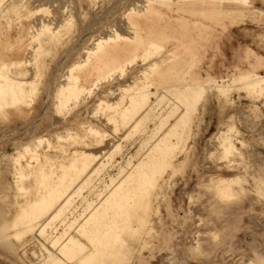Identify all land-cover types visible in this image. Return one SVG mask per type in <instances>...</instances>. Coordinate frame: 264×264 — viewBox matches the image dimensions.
Returning <instances> with one entry per match:
<instances>
[{
    "label": "rangeland",
    "instance_id": "rangeland-1",
    "mask_svg": "<svg viewBox=\"0 0 264 264\" xmlns=\"http://www.w3.org/2000/svg\"><path fill=\"white\" fill-rule=\"evenodd\" d=\"M8 1L4 0L0 4V63H4L5 69L10 72H15L18 68L27 70V73L31 70L28 74L33 78L32 81L35 80L36 89L32 91L33 94L30 93L33 95L30 97V109L24 110L29 112L13 116L0 112V212L3 211L5 216H12L19 208L16 209L18 203L26 204L32 200V177L21 180L17 173L18 163H13L10 158L24 142L32 143L43 135L51 140L49 145L43 141L38 150L47 152L44 164L54 162L56 165L62 153L64 155L61 159H68L69 148L78 147L87 152H94L105 146L110 138H114L115 142L119 143V151L113 153L112 161L80 189L82 192L79 190L73 196L76 200L73 202L72 199L71 206H78L76 212L79 214L84 211L83 216H78L77 222H63L62 225V220L55 221L56 234L68 231L66 234L75 235L77 240L88 247H85L87 250L82 249L85 251L77 255L69 253L65 256L58 251L61 240L58 244L45 243L55 256L61 258V264H72L73 260L85 254L90 250L91 244L86 243L85 238L76 232L79 222L90 212L93 205L108 197V192L129 169L130 166L126 164L128 159L131 164L137 163L149 150V146L156 143L162 133H166L165 130L172 133V130L177 128L175 125L170 129L167 125L164 127L162 120L159 122L160 131L156 133L154 129L158 119L148 117V121L144 119V123L138 124L140 127H137V130L124 128L114 133L111 127L113 125L107 122L104 112L97 109L94 113L96 100H117L121 94L119 88L136 80L147 82V90H152L158 86L157 81L165 68L184 64V58L199 53L202 55L200 60L191 61L190 65L185 63L188 73L180 81L174 82H178L175 85H178L180 90L174 88L173 91H166V87L158 88V94L163 93L164 97L156 112L164 116L168 123H173L175 117L167 116L166 111L171 105L178 104L177 97L181 96L182 86L196 81L205 87L203 95H191L182 103L187 105V108L177 113L183 126H178L182 140L171 158V163H176V167H167L162 176L148 180L146 190L141 195H136L137 206H123L120 211H107L109 214L132 213V221L117 226L113 223L110 227H105L106 229L96 225L88 227L87 231H100L96 239H93L94 242L104 235L109 237L108 234L112 233L111 236H115L114 250L112 249L113 253L109 257L95 253L80 264H264V184H261L264 179V90H251L242 85L244 80L264 75V0H248L247 5L237 6L224 3L218 5L221 11L216 12L211 10L215 3L202 0H168L163 3L165 5L157 0ZM41 6L46 8V11H39ZM150 6L171 10L173 14H184L204 24L198 27L200 29L196 36L199 37V50L175 46L158 37L152 38L149 46L150 41L144 38V31L139 29L137 21L149 18L147 9ZM41 19L47 23L54 22H43L52 29L49 26V30L38 28L36 23H42ZM15 29L18 32L12 34ZM112 29L121 32L127 39L110 42L98 55L111 49L113 44L117 47L124 42L131 44L133 50L120 59L113 60L105 68L93 70L92 75L85 80L81 79L80 83L89 86L96 75L112 69L128 57L132 58L127 65L123 62V73H120L119 69L112 71L105 79L97 82L91 95L81 93L80 103L74 105L70 102L71 105L67 104L63 109L54 108L55 89L61 83L62 77V82L66 81L63 73L70 63L81 61L86 45L92 47L95 38L106 36ZM5 33L12 34V44L9 46H4L2 34ZM139 39L143 40L141 44H138ZM155 45L157 48L153 50ZM147 49H150L151 53L146 56L144 51ZM96 60L97 57L90 65ZM90 65L86 68L91 67ZM152 66H156V69L152 70ZM217 86H223L226 91L222 93ZM195 97H200V100L194 106ZM153 98L155 97L150 96V99L154 100ZM166 103L169 106H165ZM9 110L11 111L10 108L7 109ZM79 124L92 125L105 135L99 138L97 143L94 140L98 139L82 130ZM69 127L73 128L71 131L85 135L84 141L73 143V146L70 144L72 137L59 141L55 139L56 133L63 134L66 132L64 128ZM125 129L128 130L126 137L123 136ZM221 129H233V142L238 147L235 154L222 153L219 145ZM130 134L133 135L129 136ZM143 134L148 136V140ZM139 136L141 138H138ZM143 138L147 141H142ZM19 159L23 164L26 158ZM92 161L94 160L89 164ZM96 161L98 159L92 162L87 170L95 165ZM33 163L30 160V164ZM119 167H122L124 172L117 174ZM156 167L154 165L152 175L157 173ZM45 170L48 171V167ZM144 170L142 169V175H145ZM55 171L57 168L53 169V172ZM219 177L231 179L230 196H220L216 193L213 182ZM18 185L29 188L26 196L23 191L18 190ZM90 189H99L98 194H90ZM83 196L91 202L94 201L88 210L82 211L85 207L84 204L81 205ZM98 196L99 199H96ZM145 199L148 200L146 209L140 206V202ZM99 213L104 214L105 211ZM37 228L38 226L28 231L30 233L27 232L22 240L12 236L10 229L7 236L14 245L9 248L0 242V264H12L14 261V264H39L37 258H40V251L37 245H34L43 240L39 237ZM103 231L107 232L102 235ZM32 251L36 253L32 254ZM69 256L71 258H68Z\"/></svg>",
    "mask_w": 264,
    "mask_h": 264
},
{
    "label": "bare ground",
    "instance_id": "bare-ground-1",
    "mask_svg": "<svg viewBox=\"0 0 264 264\" xmlns=\"http://www.w3.org/2000/svg\"><path fill=\"white\" fill-rule=\"evenodd\" d=\"M9 1H13V0H9ZM130 1H132V0H130ZM157 1L161 2L162 5H165L163 3L168 2V0H157ZM202 1H209V2L215 3V5L211 8V10L214 12H216L217 10H220V9H218V5H222L224 3L233 4L236 6L237 5H247V3H248V0H202ZM2 2H4V0H0V4ZM138 2H140V1H138ZM127 6H128V4H127ZM135 6H136V4H135ZM153 6H155V5L153 4ZM2 8H4V7H2ZM129 8H131V6ZM45 9L46 8L41 6V8H39L38 10L44 11ZM168 9H170V8H168ZM0 10H2V9H0ZM136 10H137V8H136ZM232 10H235V9H232ZM17 11H18V9H17ZM27 11H29V10H27ZM147 11H148V17L149 18H147L143 21H137V25L139 26V29L141 31H144V34L142 33L144 38L146 37L149 39L148 40V41H150V42H148V43H150L149 46L151 45V39L154 37H158L161 40L165 39L166 41H168L169 43H171L172 45H175V46H179V47L184 46V47L190 48L191 50H199L198 49L199 37H196V36H198L197 35L198 29H200L198 27H200L204 24H201L198 19L190 18V16H187L184 14H179V13L173 14V13H171V12H173L171 10L170 11L169 10H163V9L151 7V6L148 7ZM38 19H36V21ZM5 21H6V19H5ZM40 21L42 23H40L38 21L36 23L37 27L38 28L44 27V29L46 28V30H49V27H50V25L46 26V24H49V23L53 24L54 23V22L47 23V22L43 21L42 19ZM43 22H45L46 24H44ZM38 23L40 24V26H38L39 25ZM67 23H68V21H67ZM37 27L35 26L36 30H37ZM110 27H108V28H110ZM204 28H206V27H204ZM204 28H202V29H204ZM17 29H15L12 32V34L18 32ZM35 29H33V30H35ZM168 31H170V32L168 33ZM29 32H31V31H29ZM12 34L11 33L2 34V37L4 39V43H5L4 46H9L12 44V38H11ZM28 34H30V33H28ZM29 39H31V38H29ZM125 39H127V38L124 34H122L121 32H119L115 29H112V32L107 33L106 36L102 35V37H101V35H100V37L95 38L92 47L89 48L88 45H86L87 48L84 51L85 54H83L84 58L82 57L83 58L82 60L79 58L81 61H74V62L70 63L68 68L65 70L66 72L63 73V76L65 77L66 81L64 80V82H62V79H64L62 77V79H60L61 83H59L57 88L55 89L56 92L54 94V102H53L54 108L63 109L64 107L68 106L67 104H69V106H70L71 103L72 104L74 103V105H76L77 103H80L79 99H80L81 93L85 92V94L91 95V92L94 91L93 88L95 87L97 82L98 81L100 82L101 79H105L107 76L110 75V73L112 71L119 69L120 73H123V71H124V69L122 68L123 62H124V64L126 63V65H127V62H130L132 58H129V57L126 58L125 61H123V62L121 61L122 64L121 63L117 64L114 67H112V69H109V70L104 69L105 70L104 72L96 75L93 78V80L91 81L89 86L85 85L82 82L80 83L81 79L85 80V79L89 78L92 75L93 70H96L97 68H101V69L105 68L111 62H113V60L120 59L126 53L132 51L133 50L132 45L124 42L123 44L120 43L121 45L119 44V46H117V47H116V44H113L112 46L110 45L111 49H109L108 51L103 52L100 55H98L102 49H104L105 47L108 46V44H110V42L122 41ZM142 42H143L142 39L138 40V44H141ZM30 45H31V43H30ZM156 48L157 47L155 45V48L153 47V50ZM144 52H146V56H147L148 54L151 53V50L147 49V51H144ZM95 57H97V60L91 66L90 63L92 61H94ZM201 57H202L201 54L196 53V54H193L192 57L184 58L183 59L184 64H179L177 67L170 66L168 68H165L163 73L159 76V80L157 81L158 86L152 90H149V91L147 90V87H148L147 82H143V81L136 82L137 81L136 80L135 82H133L131 84L129 83L126 85H122L119 88V90L121 91V94H120V98L117 100H114V101H112L113 99L111 101L109 99L108 100H106V99L96 100V98H95V100H96V102H95L96 111L94 113L97 112V109H99L100 112H104V115L106 117L107 122H111L113 125L111 127H112V131L114 133H116L118 130L121 131V129L124 130V128H126V129L131 128V129L137 130L140 127V126H138V124L143 122L144 119H146L148 121V119H147L148 117L153 119V120L158 119L156 129H154L156 133L157 132L159 133V131H160L159 125L161 123L159 124V122L162 120L164 121V124H163L164 127L167 125V127L170 129L172 126L175 125L177 128H175V130H172V133H169L165 130L166 133H162L160 135V137L157 139V142L155 140L156 143H154L152 146H149V148H148L149 150L145 153L144 156L142 155L143 157H141V159L139 158L140 160H138L137 163L131 164L130 159H128L126 164H128V166H130L129 169H127L126 172L123 174V176H121L119 178L120 180H122V182L118 179V183L111 189V191L108 192V197H104L101 201H99L97 204H95L93 206H92V202L94 200H92V202H91L90 200H88V198L86 196L82 197V200H81L82 204L81 205L84 204V206H85L84 209L82 208V211L85 209L88 210L89 209L88 207H91V206H92V208H91L90 212L84 216L83 220H81V222H79L78 228L76 229V232L85 238L86 243L88 242L91 245H90V250H88L85 254H83L81 256L78 255L79 257H77L75 260H73L72 264H80L81 262L83 263L89 257L94 256L95 253H97V254L102 253L103 255H106L109 257L110 254L113 253L112 249L114 248V243H115L114 237L115 236H111L112 233H110V231L107 230V231H109L108 233H110V234H108L109 237H107L104 235L107 231H103L102 232V235H104L103 238L101 237L102 239L99 238L97 240V242H94L93 239L94 238L96 239V237L98 236V232H100V231H98V232L93 231V230L87 231L88 227L91 228L92 225L93 226L96 225L97 227L99 226V227L105 228V227H110V224H113V223H114V225L117 226V225H120V224L122 225L124 223L126 224V223L132 221V216L134 217V214H132V213L109 214V213H107V211L109 209H111L112 211H114V210L120 211L122 209L121 207H123V206H131V207L137 206L138 205V204H136L137 199H135L136 195H138V194L141 195L146 190V182L148 180L153 179L154 177H156V179H157L160 176H162L164 170L167 167H172V168L176 167V163H174V164L171 163V158L175 154V149H176V147H178L179 141L182 140L180 138V133L178 132V130H179L178 126H183L182 120H180L181 118H179V116H177V113L179 110H183V109L187 108V105H183L182 103H185L191 95H193L194 93H196L198 96L203 95V93L205 91V87L196 81L188 82L184 85V87L182 86L181 92H180L181 96L177 97V103L178 104L171 105L170 109H168L166 111L167 116L175 117V119L173 120V123H171V122L168 123L167 122L168 120H165L164 116H160V114L156 112L157 107L160 105V103L162 104V100L164 97V94L161 92L162 95H160V94H158V91L160 88H165V87H166L165 88L166 91L167 90L173 91L174 88H178V85H175L178 82H176V83H174V82L180 81L183 77H185L184 75L188 73L187 65L188 64L190 65L191 61L200 60ZM25 61H26V59H25ZM28 61L31 62V60H28ZM185 63L186 64L188 63V64L185 66ZM89 65L91 67L86 68ZM27 66H28V64H27ZM5 68H6V65L1 62L0 63V112L1 113L5 112L6 114L8 113V114H10V116H13V115L21 113V112H29V111H24V110L30 109V105H31L30 97L33 96V95L31 96L30 93H32V91H34L36 89V85L34 83L35 80L32 81L33 78H30V75L28 74L29 72H31V70L30 71L28 70L29 72L27 73V70L18 68L17 71L10 72ZM151 69L155 70L156 66H152ZM36 72H37V70H36ZM28 75H29V77H28ZM150 82L152 84V81H150ZM242 85H244L245 87H247L251 90H256V91L264 90V75L258 76V77H251L247 80H244L242 82ZM174 86H176V87H174ZM217 87L219 88V90L222 93H224L226 91V89L223 86H217ZM107 90H105V92ZM110 91H111V89H110ZM169 93H171V92H169ZM150 96H154L155 97V98H153L154 100L150 99ZM115 98H116V96H115ZM124 99H126L125 102H123ZM199 100H200V97H195L193 99L194 106L196 105V103ZM170 102L171 101H168V103H170ZM166 105L169 106L167 103L165 104V106ZM172 106H174V108L171 109ZM180 106H182V107H180ZM8 108H10L11 111L10 110L7 111ZM88 110H89V108H88ZM100 112H98V113L100 114ZM89 113H92V112H89ZM101 120H103V119H101ZM73 123H74V121H73ZM143 123H142V125H143ZM154 124H156V122ZM79 126L81 127L82 130L87 131L88 134H90L93 138L98 139L97 141L94 140L97 143L100 140L99 138H101L105 135L104 132H102L101 130H99L96 127H93L92 125L79 124ZM72 129L73 128H70V127L64 128V131H66V132L63 134L61 132L56 133L55 139L57 141H59L61 139L67 138V137H72L73 140L70 142V144H72L73 146H74L73 143H76V142L78 143V142L84 141L83 137L85 135H82L81 133H78L74 130L71 131ZM126 129H125V133L123 131L124 137L128 136V130H126ZM145 129H143V131ZM150 130H152V129H150ZM233 132H234L233 129H227V130L221 129V135L219 138L220 139L219 145L222 149L223 154L230 155V154H235L237 152L238 147L233 142ZM131 135H133V134H130L129 136H131ZM172 136H174L175 139ZM144 137H145V135H144ZM147 137H145V138L148 140ZM104 138H106V137H104ZM138 138H141V136H139ZM145 138H143L144 140L142 139V141H145L146 140ZM149 139H152V138L149 137ZM43 141H46L49 145L51 140L49 141V139L44 137V135H43V137L41 136V137H37L36 139H34V142H32V143L24 142V144L21 147L19 146L20 148L18 150H16L17 152L13 153L14 155L12 154L13 156L10 157L12 159L13 163H18L17 173L19 174L18 176L21 180L24 178H27L29 176L32 177L31 178V180H32L31 184H32V189L34 192L32 191L33 193H31L30 195H32L31 197H32L33 201L31 200V202H27L26 204L18 203L16 205V209H17V207H19V208L12 216H5L3 214V211L0 212V242H3L9 248H13L14 244L12 243V241L8 240V236H7L8 234H10L9 232L11 230H12L11 231L12 236H14L17 239L22 240V237H24L28 231L33 230L34 227L38 226V228H37L38 235L43 240V242L37 241V244L34 245L35 247L37 245V248L40 251V253H39L40 258H37L38 263L40 264L41 262H43L46 264H61V258L55 256V254L53 252H51L46 247L45 243L58 244L59 240H61V242L58 245V251L62 255H65V256H67L69 253H71V254L76 253V255H77V253L79 254V252L85 251L82 249H86L88 247H86L83 242H80L79 240H77L75 235L66 234L68 232L67 230H66L67 232L64 231V232H60V233L56 234L55 233L56 232L55 231V229H56L55 228V223H56L55 221L57 220L60 222L62 220L61 225L63 222L65 224H67L69 222L71 223L75 220H76L75 222H77V217L78 216L81 217V215L83 214L84 211L82 213L77 214L76 207H78V206H76V207L71 206L73 196L76 195V193H78L80 189L85 187L89 183V181L93 177L96 176L95 174L99 173L103 169L104 166H106L110 161H112L113 153L115 151L116 152L119 151V150H117V149H119V143H116L114 138H110V140L107 142V144H105V146L97 149L94 152L93 151L87 152V150L85 151L84 149H83L84 150L83 151L80 148L78 149V147L71 148V149L69 148V150H70V151L68 150L69 154L67 153L69 155V157H67L68 159L66 161H63L61 158L63 157L64 153H62L63 155H61L62 157H60L59 163L54 165V162H53V164L52 163L44 164V161L47 160L46 159V155H47L46 153L47 152H46V150L45 151H43V150L39 151L38 150L39 145H41V143ZM243 144H244V142H243ZM80 145H81V143H80ZM85 145H83V146H85ZM143 145H144V143H143ZM138 146H139V144H138ZM21 157L26 158L25 162L23 164L20 163L19 158H21ZM64 157H66V155ZM52 158H54V157H51V159ZM96 159H98V161H96L95 165L91 166V168L89 170H87L88 169L87 167H89V165L92 162H95ZM30 160H32L34 162L33 165L30 164ZM91 160H94V161H92L89 164V162ZM154 165L157 166L156 169L157 168L158 169H157V173H155V175H152L153 170H154V168H153ZM128 166H126V167H128ZM46 167H48V169H49L48 171L45 170ZM56 168H57V171L53 172V169H56ZM147 168L150 169V170L148 169V173H146ZM142 169H145L144 170L145 175H142L143 174ZM140 171H142V172H140ZM123 172L124 171H123L122 167H119L117 174H120ZM114 178L115 177L112 176L113 180H114ZM229 180H231V179L219 177V178H216V180L213 182L214 183L213 186H214L215 191L218 195H220V196H230L231 195V193H230L231 191L229 189V186H230ZM75 181H78V182L76 183ZM73 183H75V184H73ZM261 184H264V179L261 180ZM17 187H18L19 191H23L24 196L27 195L29 188H27L23 185H18ZM80 191L82 192V190H80ZM98 191H99V189H90L89 192H90V194H98ZM99 194L101 195V191ZM99 196L96 199H99ZM89 199H90V197H89ZM57 200H59V201L56 202ZM74 200H76V198L73 199V202H74ZM147 205H148L147 199H145L143 202H140V206H143L144 209H146L145 207H147ZM65 211H66V214H68V215L64 214ZM99 211H105V213L100 214ZM63 214L65 216H63ZM68 218H70V219H68ZM146 220L148 221V219H146ZM20 224H22V225L20 226ZM15 227H17V229L13 230V228H15ZM63 229H64V227H63ZM89 232H92V233H89ZM28 233H30V232H28ZM24 242H25V240L22 241L20 243V245L23 244ZM55 242H57V243H55ZM32 246H33V244H32ZM35 253H36V251H32V254H35ZM68 258H71V257L69 256ZM173 259H176V258L173 257ZM14 263H15V261L12 264H14ZM97 264H103V262H98Z\"/></svg>",
    "mask_w": 264,
    "mask_h": 264
}]
</instances>
